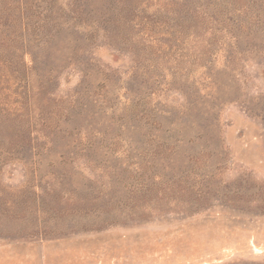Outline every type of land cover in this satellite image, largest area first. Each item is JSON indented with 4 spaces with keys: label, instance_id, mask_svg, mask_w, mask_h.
<instances>
[{
    "label": "rangeland",
    "instance_id": "374dc122",
    "mask_svg": "<svg viewBox=\"0 0 264 264\" xmlns=\"http://www.w3.org/2000/svg\"><path fill=\"white\" fill-rule=\"evenodd\" d=\"M0 264H264V0H0Z\"/></svg>",
    "mask_w": 264,
    "mask_h": 264
}]
</instances>
